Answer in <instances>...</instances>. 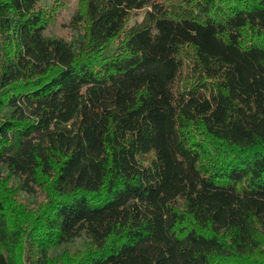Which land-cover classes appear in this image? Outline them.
<instances>
[{
  "label": "trees",
  "instance_id": "16d2710c",
  "mask_svg": "<svg viewBox=\"0 0 264 264\" xmlns=\"http://www.w3.org/2000/svg\"><path fill=\"white\" fill-rule=\"evenodd\" d=\"M64 2L0 0V184L52 195L26 262L264 264V0H76L47 36Z\"/></svg>",
  "mask_w": 264,
  "mask_h": 264
},
{
  "label": "rangeland",
  "instance_id": "374dc122",
  "mask_svg": "<svg viewBox=\"0 0 264 264\" xmlns=\"http://www.w3.org/2000/svg\"><path fill=\"white\" fill-rule=\"evenodd\" d=\"M76 0H65L62 7L52 23L47 27V36H58L70 39L74 36L69 26V19L74 12ZM0 198L3 200L2 212L5 216L8 229H16L21 233L18 246L14 250L15 264H28L25 260V250L28 246L27 240L43 230V216L48 208L50 196L47 186L37 191L36 194L21 192L12 180L0 184ZM264 240V236L262 237ZM88 242L84 237L73 240L68 244L61 245L51 250L55 258L72 259L88 249Z\"/></svg>",
  "mask_w": 264,
  "mask_h": 264
}]
</instances>
